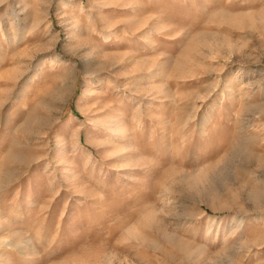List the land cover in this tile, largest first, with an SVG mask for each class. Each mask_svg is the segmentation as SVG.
<instances>
[{"label": "rangeland", "instance_id": "obj_1", "mask_svg": "<svg viewBox=\"0 0 264 264\" xmlns=\"http://www.w3.org/2000/svg\"><path fill=\"white\" fill-rule=\"evenodd\" d=\"M0 264H264V0H0Z\"/></svg>", "mask_w": 264, "mask_h": 264}]
</instances>
